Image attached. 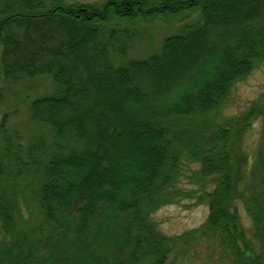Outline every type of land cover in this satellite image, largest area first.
I'll list each match as a JSON object with an SVG mask.
<instances>
[{"label":"trees","instance_id":"obj_1","mask_svg":"<svg viewBox=\"0 0 264 264\" xmlns=\"http://www.w3.org/2000/svg\"><path fill=\"white\" fill-rule=\"evenodd\" d=\"M195 11L128 57L137 20ZM0 60L11 83H55L30 104L51 138L24 146L0 121V264H167L204 239L228 264H264V94L222 112L264 62V0H0ZM182 199L208 215L169 235L154 214Z\"/></svg>","mask_w":264,"mask_h":264},{"label":"rangeland","instance_id":"obj_2","mask_svg":"<svg viewBox=\"0 0 264 264\" xmlns=\"http://www.w3.org/2000/svg\"><path fill=\"white\" fill-rule=\"evenodd\" d=\"M199 18V12L195 11L191 14L184 12L177 16L167 15L159 19L137 20L131 46L127 51L128 57L144 58L157 52L167 36L182 31L186 24L196 22ZM54 90L55 83L52 77L47 75L11 83L3 77L0 60V121L5 114L8 115L6 127L10 132L18 130V141L24 146L40 135L52 137L47 124L32 119L30 104L36 97L51 94ZM263 94L264 62H261L249 75L236 82L229 96L230 102L222 112L228 115L235 110L243 111ZM261 125V120L255 121L240 143L242 150L251 156L255 153ZM240 210L244 221L249 222L246 210L244 208ZM208 212L207 203L196 199H182L178 203L163 205L155 212L154 217L163 232L180 235L199 227L205 221ZM211 244V241L205 239L191 243L183 254L180 253L181 249L172 253L167 264H228L227 259L220 258L219 253L211 251Z\"/></svg>","mask_w":264,"mask_h":264}]
</instances>
